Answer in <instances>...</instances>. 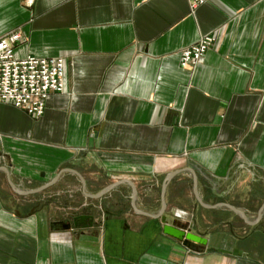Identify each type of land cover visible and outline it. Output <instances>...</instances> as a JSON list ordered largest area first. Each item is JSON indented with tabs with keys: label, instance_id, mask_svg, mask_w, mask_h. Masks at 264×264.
Listing matches in <instances>:
<instances>
[{
	"label": "crops",
	"instance_id": "0c3cea01",
	"mask_svg": "<svg viewBox=\"0 0 264 264\" xmlns=\"http://www.w3.org/2000/svg\"><path fill=\"white\" fill-rule=\"evenodd\" d=\"M12 30L10 57L57 58L59 89L33 118L0 103V264H264V206L249 226L196 206L184 172L140 215L181 168L201 205L249 220L264 199V0H0ZM63 170L84 194L127 181L131 209L122 185L82 198Z\"/></svg>",
	"mask_w": 264,
	"mask_h": 264
},
{
	"label": "built area",
	"instance_id": "2783aa9c",
	"mask_svg": "<svg viewBox=\"0 0 264 264\" xmlns=\"http://www.w3.org/2000/svg\"><path fill=\"white\" fill-rule=\"evenodd\" d=\"M183 1L188 8L203 0ZM15 41L13 30L0 35V103L33 118L38 114L45 95L58 92L59 60L28 55L13 59L10 48ZM208 43L209 38L203 34L179 48L175 54L176 67L191 66Z\"/></svg>",
	"mask_w": 264,
	"mask_h": 264
},
{
	"label": "water",
	"instance_id": "95a60500",
	"mask_svg": "<svg viewBox=\"0 0 264 264\" xmlns=\"http://www.w3.org/2000/svg\"><path fill=\"white\" fill-rule=\"evenodd\" d=\"M63 171L67 172L68 174H70L74 178L76 185H77L78 194L82 198H86V199H90V200L96 199L98 196L105 193L106 191H108L109 189H111L112 187H114L116 185H122L126 189L128 207L130 208V202L132 200L133 191H132V189H131V187L127 181H125L123 179H116V180H113V181L105 184L104 186L100 187L99 189H97L96 191H94L91 194H84L81 191V182H80L79 178L75 174H73L72 172H70L68 170H63ZM0 172H1V170H0ZM179 172H184L186 174L187 181H188V192H189L191 200L193 201V203L196 206H199V207L205 208V209L221 208V209L227 211L232 216H234L241 224H243L245 226L251 225L257 219V217L261 211V208L264 206V199H263L260 203L257 204L255 209L253 210L251 218L249 220H245V218H243L242 215L238 211H236V210H234V209H232V208H230L224 204L216 203V204H212L209 206L201 205L197 201V199L195 198V195L193 192L192 176H191L189 170L181 168V169H175V170L167 171L161 175V177L159 178L157 185H156V200H155L154 211L151 214L140 213L141 216H143L145 218H149V219H154L158 216V214L161 211V200H160L161 188L170 176L177 174ZM53 178H54V175L51 176L50 178H48L46 181L42 182L41 184L37 185L36 187L29 189V190L19 191V192H17V194L23 195V194H29V193L37 192V191L43 189L44 187H46L47 185H49L52 182ZM6 186L9 188V186L7 184H6ZM11 190L14 191L13 189H11ZM79 218H82V216L75 217V219H79ZM65 227H66L65 224H63L62 228H65ZM158 233L160 235L166 236L170 239L177 241V243L179 245H185V243H191V244H197V245L202 244L201 239H199V238H197L191 234H188L186 232H182L180 230L173 229V228L166 226V225H163V224L158 226Z\"/></svg>",
	"mask_w": 264,
	"mask_h": 264
}]
</instances>
